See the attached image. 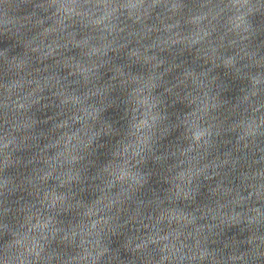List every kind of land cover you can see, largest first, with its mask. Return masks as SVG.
<instances>
[{"label": "water", "instance_id": "obj_1", "mask_svg": "<svg viewBox=\"0 0 264 264\" xmlns=\"http://www.w3.org/2000/svg\"><path fill=\"white\" fill-rule=\"evenodd\" d=\"M0 264H264V0H0Z\"/></svg>", "mask_w": 264, "mask_h": 264}]
</instances>
